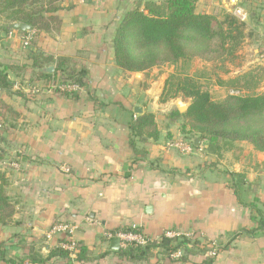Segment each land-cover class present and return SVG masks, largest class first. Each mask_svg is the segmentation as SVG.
Masks as SVG:
<instances>
[{
  "label": "crops",
  "instance_id": "0c3cea01",
  "mask_svg": "<svg viewBox=\"0 0 264 264\" xmlns=\"http://www.w3.org/2000/svg\"><path fill=\"white\" fill-rule=\"evenodd\" d=\"M143 1L56 0L47 13L56 21L29 45L22 44V34L6 32L0 24V64L25 66L18 76L9 72L13 88L0 90V101L16 114L6 112L0 126V170L15 207L10 223L0 224V264H264V229L257 228L258 218L264 220V151L234 141L216 154L205 139L195 145L192 137V152L180 153L168 145L190 139L180 132L181 122L169 116L177 98L160 101L171 74L191 76L210 95L223 98L234 80L260 68L261 90L264 0L195 3L196 11L220 18L237 8L246 13L235 59L220 64L194 58L188 70L180 69V61L124 71L114 63L111 40L123 15ZM36 51L41 68L55 67L54 61L65 57L77 70L85 69L86 85L67 95L53 89V76L35 77L31 56ZM41 68L37 71L54 72ZM145 112L154 114L160 134L145 142L135 138L145 151L136 155L130 123ZM232 174L241 180L236 188ZM61 221L72 224L73 232L47 237L52 224ZM132 227L156 240L177 230L198 238L206 249L179 261L156 248L147 260L129 262L118 253L126 245L111 249L106 232ZM68 239L87 248V260L50 255ZM211 249L213 256L207 255Z\"/></svg>",
  "mask_w": 264,
  "mask_h": 264
},
{
  "label": "trees",
  "instance_id": "16d2710c",
  "mask_svg": "<svg viewBox=\"0 0 264 264\" xmlns=\"http://www.w3.org/2000/svg\"><path fill=\"white\" fill-rule=\"evenodd\" d=\"M54 1L56 0H0V19H3L1 28L7 32V24L14 21L28 24L30 29L19 33L24 36L28 31H33L28 45L33 43L41 31L47 30L51 23L56 21L55 16L47 15L56 8L53 6ZM196 1L144 0L127 11L118 22L111 40L115 65L124 71L142 72L152 67L191 61L194 58L220 64L235 59L245 37L244 21H240L231 13L220 18L216 13L198 12L195 9ZM40 55V52L36 51L31 56L35 77L53 76V84L71 82L80 88L86 85V70H77L65 57L54 61L53 74L37 71L43 66L39 61ZM24 70L25 66L0 64V90H9L14 86L8 77L9 72L18 76ZM261 77L260 68L252 69L232 82L234 89L242 91L241 94L228 93L223 98L214 100L209 91L193 77L171 74L164 82L160 101L179 97L192 99L185 112L174 110L169 116L181 122L180 132L185 138L189 137L192 143V137L205 139L207 148L212 153H219L234 141H246L255 150L264 151V87L260 90ZM6 112L12 116L16 115L9 105L0 101V126H4L6 122ZM159 134L153 113L135 115L130 123L129 138L134 154L145 153L143 149L137 148V140H156ZM2 158L0 153V160ZM232 176L236 178L234 187L239 186V175ZM7 185L8 180L0 170L1 225L10 223L15 212L14 204L6 192ZM257 228L264 229V220L261 217L258 218ZM118 231L140 230L132 227L107 232L115 234ZM243 231L251 233L255 230ZM1 247L2 244L0 258L3 255ZM179 247H182V255L176 258L179 261L187 260L189 255L206 249L205 244L198 238L181 236L171 239L162 235L158 240H149L143 246L127 244L118 253L127 261L138 263L150 258L156 248H159L163 257H170ZM87 253V248L76 242V259L87 260ZM57 254L66 256L69 253L57 245L50 255ZM16 264H21V261Z\"/></svg>",
  "mask_w": 264,
  "mask_h": 264
},
{
  "label": "built area",
  "instance_id": "2783aa9c",
  "mask_svg": "<svg viewBox=\"0 0 264 264\" xmlns=\"http://www.w3.org/2000/svg\"><path fill=\"white\" fill-rule=\"evenodd\" d=\"M233 15H235L240 21H245L247 19V15L245 12H243L241 9L237 8L233 10ZM33 35V31H28L22 39L23 45H28L29 41L31 40ZM53 89L58 90V92L67 94V95H73L76 94L81 88L74 83L71 82H56L53 86ZM229 94L232 95H238L241 94L242 91L238 89H230L228 91ZM135 117V115H134ZM172 149H175L183 154H189L192 152L193 149V143L189 140H185L183 138H177L172 140L168 144ZM13 165L17 167V162H15ZM74 230V226L70 223L61 221L56 222L52 224L51 228L47 232V237H50L55 232H66L68 234H71ZM163 236L166 238L175 239L177 237H185L190 238V235L187 233H181L177 230H166L163 233ZM106 237L108 239H112L114 237H118L120 240V243L122 245L127 244H133L135 246H143L145 245L149 240H152L151 238L147 237L142 232H134V231H118L115 234H111L110 232L106 233ZM59 247L65 251H67L72 256L76 254V242L72 239H68L66 241L60 242ZM182 255V247L177 248L172 254L171 257L179 258ZM207 255L213 256L215 255V250L211 249L208 250Z\"/></svg>",
  "mask_w": 264,
  "mask_h": 264
},
{
  "label": "water",
  "instance_id": "95a60500",
  "mask_svg": "<svg viewBox=\"0 0 264 264\" xmlns=\"http://www.w3.org/2000/svg\"><path fill=\"white\" fill-rule=\"evenodd\" d=\"M29 29H30V26L28 24H25L23 22H17V21L10 22L6 26V30H13V31H17V32H24V31L29 30ZM3 36H4V34H3ZM53 69H54L53 65H50V66H46V67L41 68L40 71L45 72V73H52ZM191 103H192V99H190V98H186V99L177 98L175 100L176 110L179 113H183L188 109V107L190 106ZM134 111L136 113H140L141 109L135 107ZM198 141H199V139L196 138L194 140V144L197 145ZM110 245H111V249L117 250L119 248V245H120L119 238L118 237L112 238L110 241Z\"/></svg>",
  "mask_w": 264,
  "mask_h": 264
},
{
  "label": "rangeland",
  "instance_id": "374dc122",
  "mask_svg": "<svg viewBox=\"0 0 264 264\" xmlns=\"http://www.w3.org/2000/svg\"><path fill=\"white\" fill-rule=\"evenodd\" d=\"M0 24L2 25L3 24V19H0ZM0 39H2L1 37H0ZM6 54V53H5ZM192 66H193V63H191V66H190V61H181L180 62V65H179V67H180V69L181 70H185V69H191L192 68ZM196 66H199L198 64L196 65ZM212 69L211 68H209L208 69V71H206V72H210ZM212 98H215L214 100H219V99H221L220 98V95L218 96V95H216V94H214V92H212ZM217 96V97H216ZM179 98H181V97H179ZM183 98V97H182ZM183 99H186V98H183Z\"/></svg>",
  "mask_w": 264,
  "mask_h": 264
}]
</instances>
